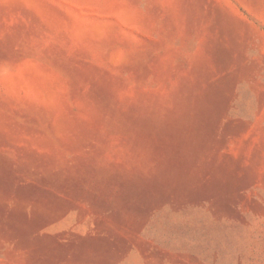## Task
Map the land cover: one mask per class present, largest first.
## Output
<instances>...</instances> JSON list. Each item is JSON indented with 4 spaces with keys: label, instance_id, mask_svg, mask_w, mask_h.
<instances>
[{
    "label": "rangeland",
    "instance_id": "1",
    "mask_svg": "<svg viewBox=\"0 0 264 264\" xmlns=\"http://www.w3.org/2000/svg\"><path fill=\"white\" fill-rule=\"evenodd\" d=\"M0 264H264V0H0Z\"/></svg>",
    "mask_w": 264,
    "mask_h": 264
}]
</instances>
